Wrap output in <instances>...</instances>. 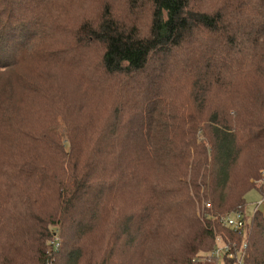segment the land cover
<instances>
[{"label": "trees", "instance_id": "1", "mask_svg": "<svg viewBox=\"0 0 264 264\" xmlns=\"http://www.w3.org/2000/svg\"><path fill=\"white\" fill-rule=\"evenodd\" d=\"M125 2L134 11L148 6V34L109 9L83 28L103 44L101 70L117 79L119 100L108 126L84 144L71 126L27 127L6 82L19 63L36 57L38 33L28 32L50 27V0H0V264H128L135 248L144 264H217L198 259L218 235L247 264H264L259 209L242 230L220 221L244 212L251 189L264 196V186L251 181L264 179V92L255 86L264 81V0ZM40 53L50 58V50ZM162 55L177 58L193 105L199 96L204 104L218 96V106L160 110L162 90L145 92L140 81L149 74L152 81ZM240 165L247 168L235 184ZM206 197L211 206L200 217L197 204ZM118 221L119 229L95 245L102 223ZM151 246L154 256L146 254Z\"/></svg>", "mask_w": 264, "mask_h": 264}, {"label": "rangeland", "instance_id": "2", "mask_svg": "<svg viewBox=\"0 0 264 264\" xmlns=\"http://www.w3.org/2000/svg\"><path fill=\"white\" fill-rule=\"evenodd\" d=\"M210 2L218 4V0ZM47 7L50 8V27L40 32H35L31 27L28 32L38 33L39 38L31 44L36 57L23 61L22 57L28 54L24 51L18 56L23 62L15 67L6 82L11 83L13 92H10V95L15 98L14 102L23 113L21 117H25L27 127L40 131L50 122V128L58 126L57 129L62 132L71 126L79 133L80 142L86 144L108 126L110 116L114 113L119 100L118 93L113 89L117 79L106 77L101 70L104 46L90 38V34L83 28L94 26L109 9L116 19L126 25H137L140 33L145 35L148 34L150 27L149 8L145 5L134 11L127 6L125 0H50ZM49 50L50 58L46 59L42 55L44 53L40 52ZM162 56L167 58L165 62H157L151 67L152 81L151 74L148 73V78L144 75L140 81V87L145 92L151 87L157 88V91L162 90L161 100L157 99L161 101L160 110L166 108L174 112L178 107L188 105L187 108L196 112L198 103L201 101L204 104L205 97L199 96L198 102L193 105L190 102L193 99L191 85L187 77L179 71L182 67L177 64V58ZM248 81L242 86L247 87ZM255 86L264 92L263 80H259ZM123 98L131 100L128 93L124 94ZM219 98L211 96L204 105L209 108L218 106ZM231 114L234 116L233 111ZM204 115L207 117L209 114L206 111ZM21 121L19 120L20 123ZM203 141L207 143V137ZM65 143L69 148V143ZM246 168L243 169L240 165L241 171L235 172L233 180L235 184L242 180V173ZM251 181L264 186V179ZM263 198V193L258 189H251L246 194L244 216L249 222L257 209L264 214V203L257 208V204ZM203 199L201 204H197L196 214L200 217L206 211V204L211 201L208 197ZM125 200L131 203L134 200L133 195L129 194ZM129 209L126 206L123 213L126 214ZM119 227L120 221L112 226L102 223L104 232L95 236V245L97 242L101 247L104 244L103 235H111ZM146 254L155 255L153 246L149 247ZM126 259L128 264H144V253L141 248H135L127 252Z\"/></svg>", "mask_w": 264, "mask_h": 264}, {"label": "built area", "instance_id": "3", "mask_svg": "<svg viewBox=\"0 0 264 264\" xmlns=\"http://www.w3.org/2000/svg\"><path fill=\"white\" fill-rule=\"evenodd\" d=\"M264 203V198L257 204V208ZM207 208L211 206L210 203H207ZM220 221L223 225L230 227L235 230H242L246 227L248 219L244 216V212L235 211L227 214L226 216L221 217ZM55 248L59 247V240L55 239L53 242ZM233 260L234 264H247L245 260L244 253L240 251H234L231 246L225 241L223 236L216 237L215 247L206 253L202 258L198 260H217V264H225V260Z\"/></svg>", "mask_w": 264, "mask_h": 264}]
</instances>
